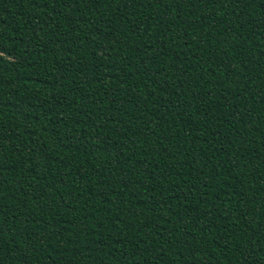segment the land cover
Wrapping results in <instances>:
<instances>
[{
  "label": "trees",
  "instance_id": "obj_1",
  "mask_svg": "<svg viewBox=\"0 0 264 264\" xmlns=\"http://www.w3.org/2000/svg\"><path fill=\"white\" fill-rule=\"evenodd\" d=\"M0 264H264V0H0Z\"/></svg>",
  "mask_w": 264,
  "mask_h": 264
}]
</instances>
